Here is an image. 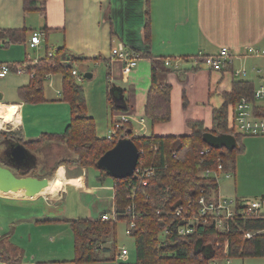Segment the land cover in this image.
<instances>
[{
	"label": "crops",
	"instance_id": "1",
	"mask_svg": "<svg viewBox=\"0 0 264 264\" xmlns=\"http://www.w3.org/2000/svg\"><path fill=\"white\" fill-rule=\"evenodd\" d=\"M38 6L42 11L26 12L24 0H0V65L21 64L29 57L39 61L65 48L69 56L82 60L76 69L82 81L75 76L79 85L87 79L86 74H92L89 80L95 77L94 73L84 75L80 67L89 72L90 66L105 70L107 97L104 89L99 88L97 108L106 112L111 107L108 132L114 128L115 114L127 117L124 124L130 125L134 138L152 134L190 136L189 121L202 122L211 131L214 108L223 104L224 96L232 93L236 82H250L255 90L264 85V0H44ZM3 31L16 32L17 42L4 39ZM35 32L44 36L41 44L32 48ZM119 46L140 55L137 68L129 75L123 73V62L112 58V50ZM224 48L236 58L222 72H213L200 62L202 57L215 55ZM247 48L263 55L243 58ZM146 53L162 64L166 60L171 62L170 66L164 65L166 71L160 79L172 85V119L154 127L145 116L152 76V59L144 57ZM242 69L247 75L236 77L233 71ZM11 75L0 78L5 80L0 89L4 88L11 99L0 90L4 92L0 110L13 119L3 123L0 131L21 132L24 143L37 141L44 134H64L71 123V107L62 100L63 75L50 73L49 79L44 77L53 88L59 76L61 92L59 97L48 99L44 83L46 101L36 105L22 102L18 93L30 84L31 77L26 80ZM85 95L87 114L96 123L97 137L108 139L110 134L106 137L104 132V137L98 132L102 126L106 131L109 122L104 118L100 125V114L91 109V98L87 92ZM260 106L264 107V101L257 102L255 107ZM229 111L231 121L232 107ZM241 143L245 151L236 158L235 171L230 172L235 194L232 198L223 195L220 184L221 195L240 200L262 199L264 136H243ZM63 172L66 181L61 180ZM56 173L59 176L54 179ZM56 173L49 178L53 186L50 184L38 195L30 194L28 189L0 190V264H62L72 256L73 263L75 238L70 222L98 221L103 214L115 210L114 183L99 184V172L95 169L62 165ZM110 192L111 197L99 196ZM104 204L108 208L104 209Z\"/></svg>",
	"mask_w": 264,
	"mask_h": 264
},
{
	"label": "trees",
	"instance_id": "2",
	"mask_svg": "<svg viewBox=\"0 0 264 264\" xmlns=\"http://www.w3.org/2000/svg\"><path fill=\"white\" fill-rule=\"evenodd\" d=\"M25 11H42L39 3L44 0H24ZM147 39L150 37V23L147 24ZM4 39L17 42L14 31H3ZM144 57L152 59L151 85L147 95L145 116L154 127L165 124L172 119L171 95L172 85L163 83L165 62H159L148 53ZM70 65L63 64L68 60ZM82 60L68 54L65 48L53 51L38 64L30 67L34 73L28 86L21 88L18 93L22 102L36 105L46 101L44 94V77L47 74L63 75L62 100L71 107V123L62 135L44 134L39 140L24 143L21 132H0V163L14 168L6 157L11 146L22 144L31 152L52 153L53 146L64 148V156L55 162L54 166L43 177L51 178L56 170L66 164L80 168L95 169L99 172L98 182L104 183L110 176L97 167L98 160L114 147L116 141L110 143L108 139H100L96 135V123L87 114L85 90L76 82L73 72ZM255 88L250 82H236L232 93L224 96L220 107L214 108V126L211 131L204 123L189 121L192 129L190 136L157 137L153 134L146 137L134 138L131 127L124 124L118 139L131 138L137 145L139 152H143L139 164L146 167H157L154 177L149 179L147 186L137 185L134 178L114 181L115 212L119 222L130 221L127 214L131 203L135 205V227L131 236L136 241L137 258L135 264H209L214 258L224 256V247L229 243V256L235 260L264 259V215L252 216L239 220L238 226L230 233L216 232L213 228H199L194 235L179 237L174 229H170L165 236L163 232L169 226L168 218L173 215L175 207L183 204L190 205L200 196L210 195L218 191V185L213 178H200L199 173L207 169H215L217 159L223 158V167L227 172H234L236 158L245 151L241 143L243 136L236 134L230 127L229 108L236 105L242 98L254 99ZM187 101L184 100V107ZM255 115L264 117V107H255ZM213 134L235 135L240 149L229 152L227 150L212 149L208 154L201 155L204 146L203 135ZM176 154V157H173ZM37 155V154H36ZM38 157V156H37ZM46 162L39 163L44 165ZM37 167L30 170L17 169L18 177L34 176ZM75 238L74 264H91L116 260L117 247L115 238L116 224L98 221H71ZM247 232L258 233L247 239ZM198 233L200 235H198ZM161 234L163 238L161 239ZM1 243V241H0ZM107 256V257H105Z\"/></svg>",
	"mask_w": 264,
	"mask_h": 264
},
{
	"label": "built area",
	"instance_id": "3",
	"mask_svg": "<svg viewBox=\"0 0 264 264\" xmlns=\"http://www.w3.org/2000/svg\"><path fill=\"white\" fill-rule=\"evenodd\" d=\"M43 33L35 32L32 36L31 47H38L43 40ZM50 53V56H52ZM263 55L262 52L254 49L247 48L243 54V58L254 56L258 57ZM112 58L123 62V73L129 75L134 69L137 68L140 55L130 52L127 49L119 46L112 50ZM233 58H236L229 49L224 48L219 53L211 56H204L200 59L207 68L213 72H222L226 67H229ZM39 61L28 58L21 64H2L0 65V78H6L10 74L28 75L31 78L34 73L30 71V67L38 64ZM63 63L70 64V60H64ZM166 66H170L171 62L166 60ZM236 77H245L247 71L245 69L233 71ZM261 72V71H258ZM73 75L79 77L77 71L73 72ZM49 75L47 78L49 79ZM81 82L82 78H78ZM255 102L249 98H242L236 105L232 106L230 127L232 130L242 136H264V117H259L254 114V109L259 101H264V85L255 90L254 92ZM115 124L113 130L110 132L108 140L113 142L118 139V132L123 127L124 122H127V117L115 114ZM211 148L204 146L201 155L208 154ZM143 152L141 151L140 156ZM173 157H176L174 154ZM157 167H146L141 164L137 166L134 175L131 178L136 180L137 185L147 186L149 179L154 177ZM231 179L230 172L224 170L223 158L217 159V165L215 169H207L199 173L200 178H213L217 185L218 191H213L210 195L200 196L195 202L190 205H179L174 208L173 215L168 218L169 228L163 232L165 236L172 228L176 231L179 237H187L194 235L199 228L210 229L213 228L216 232L230 233L233 227L238 226L239 220L251 218L252 216L264 215V198L258 200H238L223 197L220 191L221 177ZM127 214L130 216L128 222L127 233L130 235L132 229L135 227V205L131 203L128 207ZM101 220L104 222L117 223V217L115 210L111 214H103ZM258 233L247 232L245 237L251 239ZM198 235H200L198 233ZM229 243L226 242L224 247V256L221 258H214L209 264H234L235 259L229 256ZM130 253L126 247L121 248L116 260L118 264H129L127 260Z\"/></svg>",
	"mask_w": 264,
	"mask_h": 264
},
{
	"label": "water",
	"instance_id": "4",
	"mask_svg": "<svg viewBox=\"0 0 264 264\" xmlns=\"http://www.w3.org/2000/svg\"><path fill=\"white\" fill-rule=\"evenodd\" d=\"M87 79L92 78V74H86ZM0 94V102L3 101ZM203 142L215 150H227L232 152L240 149V144L235 135L213 134L211 132L203 135ZM14 168L3 166L0 163V190L28 189L33 195H38L47 189L51 181L48 177L38 178L35 176L18 177L14 169L30 170L37 166L36 156L32 154L24 145H12L6 153V157ZM37 159V158H36ZM140 152L136 143L131 138H120L115 146L107 151L97 162V167L104 170L112 179L124 180L131 178L139 164Z\"/></svg>",
	"mask_w": 264,
	"mask_h": 264
},
{
	"label": "rangeland",
	"instance_id": "5",
	"mask_svg": "<svg viewBox=\"0 0 264 264\" xmlns=\"http://www.w3.org/2000/svg\"><path fill=\"white\" fill-rule=\"evenodd\" d=\"M30 54L34 55V51H31ZM89 70L91 72L87 71V68L80 67V71L84 75L86 73H94L95 74V77L92 80L84 78L85 81H83V83H81V86L85 90V93L87 92L88 95L91 98V102H92L91 109L95 110V111L98 110V112L100 114V116H98V119L100 121V125H103V119L104 118L106 119V122H109V124H106V131L103 130V126H102L100 128V131L98 132L99 136H104V137H105L104 132H106V137H107V135L110 134V130H111L110 129V124H111V120H112V118H111L112 115L110 113L111 107H110V109H108V111H107V108H106V112H105V110L102 111V109L100 110V109L97 108V100H98V98L100 96L99 88L101 90L104 89L105 96L107 97V92H108L107 91V87L109 86V83L107 81L106 71L103 70V69L100 70L99 68L93 67V66H90ZM13 75L19 76L18 78H24L26 80L28 78H30V76L25 75V74L24 75L12 74L11 76H13ZM57 80L58 81H57L56 84L54 83V87L53 88L49 87L50 84H48V82L45 83V94H46V97L48 99L59 97L58 93L61 92V80H60L59 76H57ZM4 81L5 80H0V83H3ZM0 90L6 92V90L4 88H1ZM1 91H0V94L3 95L4 92H1ZM6 95H7V99L11 100L10 99V95L8 94V92H6ZM108 107H109V104H108ZM11 116L12 115H9V114H7V115L3 114L2 116H0V129H1L2 125H3V123L7 122L8 120L13 119V117H11ZM108 127L110 129L109 132H108ZM5 128H7V127H5ZM1 131H4V130H1ZM35 156L36 157L38 156L39 163H41L42 160H45V162L47 163L46 169H48V166H49V164L51 162L53 164H51V167H49V169H51L54 166L55 162L59 161L61 158H66L64 156V148L63 147L59 148L57 146L52 150L51 154H48L47 152H40V153H35ZM33 158H34V164H35L36 163V158L34 156H33ZM66 165L67 166H73L72 164H66ZM47 171H49V170H47ZM55 173L56 172H54V174L52 176L53 178H54ZM64 174L65 173L63 172L62 175L64 176ZM58 176H59V174L56 173V176H55L54 179H57ZM63 176H61V180L62 181H64ZM96 181H97V177H96ZM220 182H221L220 184H221L223 195L229 196V197L232 198V194H235V191H236L235 190V183L231 179H226L224 176L221 177V181ZM104 183H105V186H108V185H112V183H114V182H113L112 179L107 178ZM99 184H101V183H99ZM99 196H104V198L111 197V192L109 194L102 193ZM88 199H89V202H91L90 198H88ZM258 199L259 198H250V199L248 198V199H244V200H258ZM238 200H240V199H238ZM91 203H93V202H91ZM102 207H104V209H105V208H108V205L104 204ZM97 209L99 211L100 204H97ZM127 229H128V224L126 222H118L116 224V229H115L116 242H115V244H116V247H117V255L119 254L121 248L126 247L128 249V251H129V253H130V256H129L128 260H127V263L135 264L136 263V258H137V255H136L137 254V252H136V241L131 235H129L127 233ZM162 238H163V236L161 234V239ZM105 257H107V256H105ZM72 260H73V256H72V258L69 257L67 260H64L66 262H63L62 264H74V263H71ZM95 264H118V260L104 261V262L95 263ZM234 264H264V260L263 259H253V258L252 259H246V260H235Z\"/></svg>",
	"mask_w": 264,
	"mask_h": 264
},
{
	"label": "flooded vegetation",
	"instance_id": "6",
	"mask_svg": "<svg viewBox=\"0 0 264 264\" xmlns=\"http://www.w3.org/2000/svg\"><path fill=\"white\" fill-rule=\"evenodd\" d=\"M9 151V150H8ZM7 151V152H8ZM6 152V153H7ZM32 154H34L33 152H31ZM35 155V154H34ZM37 159V170L35 171V177H38V178H43V176H44V174H46L47 173V170H49V167H51V164H53L52 162L49 164V166H48V169H46V166H47V163H45L44 165H40V167H38V157H36ZM10 159V156L9 157H7V160H9ZM42 162L44 163L45 162V160H42ZM12 165V164H11ZM14 166V165H13ZM14 171L16 172V174H17V170L16 169H14ZM32 176V175H31Z\"/></svg>",
	"mask_w": 264,
	"mask_h": 264
},
{
	"label": "bare ground",
	"instance_id": "7",
	"mask_svg": "<svg viewBox=\"0 0 264 264\" xmlns=\"http://www.w3.org/2000/svg\"><path fill=\"white\" fill-rule=\"evenodd\" d=\"M3 114H4V113L0 110V116H2ZM64 176H65V175H64ZM64 176H63V179H64V181H66L65 178H64ZM76 182H77V181H75V183H76ZM53 183H54V182H52V184H51L52 186H53ZM71 184H72V183H71ZM76 184H77V183H76ZM65 185H66V183H65ZM49 187H50V186H49ZM49 187H48V188H49ZM65 187H66V186H65Z\"/></svg>",
	"mask_w": 264,
	"mask_h": 264
}]
</instances>
